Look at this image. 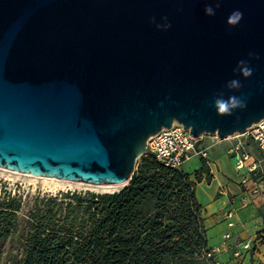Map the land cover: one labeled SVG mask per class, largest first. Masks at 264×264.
Masks as SVG:
<instances>
[{
    "label": "water",
    "instance_id": "95a60500",
    "mask_svg": "<svg viewBox=\"0 0 264 264\" xmlns=\"http://www.w3.org/2000/svg\"><path fill=\"white\" fill-rule=\"evenodd\" d=\"M262 118L264 0H0L2 167L125 186L174 121L225 138Z\"/></svg>",
    "mask_w": 264,
    "mask_h": 264
},
{
    "label": "trees",
    "instance_id": "16d2710c",
    "mask_svg": "<svg viewBox=\"0 0 264 264\" xmlns=\"http://www.w3.org/2000/svg\"><path fill=\"white\" fill-rule=\"evenodd\" d=\"M192 173L144 152L119 190L43 197L30 212L17 264H216L207 257L208 229ZM13 202L0 201V248L16 229ZM264 242V236H263Z\"/></svg>",
    "mask_w": 264,
    "mask_h": 264
},
{
    "label": "rangeland",
    "instance_id": "374dc122",
    "mask_svg": "<svg viewBox=\"0 0 264 264\" xmlns=\"http://www.w3.org/2000/svg\"><path fill=\"white\" fill-rule=\"evenodd\" d=\"M203 137L198 141L201 146H209L207 150V156L202 154L191 157L186 160L180 168L185 171L191 172L192 177L195 178L196 169L202 166L203 159L207 166L210 167L211 179L208 180L207 173L203 174L202 184H197L199 186V196L203 198V190L205 188L216 189L213 197H210L207 202H204L202 214L206 221L209 220L210 216L214 214H219L215 211V199L218 196V185L220 182L228 179L229 184L233 190H238L239 188L245 189L250 188L252 185L251 181H243L242 174L246 171H236L235 169V159L229 148L241 140L242 146L241 150L249 153V160L261 159V168L264 170V155L257 143L247 134H231L229 137L220 138L216 134L205 133ZM140 157H138L139 159ZM224 159V162L220 160ZM208 161L210 164H208ZM225 165V166H224ZM6 167L0 166V201L6 200L13 202L18 206L17 210V222L16 229L3 241L0 248V264H17L20 258L23 256L27 243V235L29 233V222L30 212L35 208L36 205L41 203V199L50 195H59L67 191L73 193L84 194L87 191H94L97 193L111 192L119 190L123 187L122 183L119 184H98L91 185L75 182L66 181H55L46 180L43 178H37L33 176L23 175L19 173H14L8 171ZM12 170V169H10ZM16 171V170H14ZM20 172V171H17ZM258 196V195H256ZM256 202L252 205H256L258 209V214L254 219L258 218L257 232L251 243L255 244V247L263 241L264 236V201L259 197L254 198ZM250 206L243 208V216L247 220H251L252 212L248 210ZM224 215V212H223ZM219 215L220 222L222 221V216ZM246 220V221H247ZM208 225L209 222H207ZM207 226V225H206ZM208 229V228H207ZM227 248L223 251L224 255L219 254L216 256L221 264H254L253 261H246L244 257H237L233 254L232 245H227ZM213 248V247H211Z\"/></svg>",
    "mask_w": 264,
    "mask_h": 264
},
{
    "label": "built area",
    "instance_id": "2783aa9c",
    "mask_svg": "<svg viewBox=\"0 0 264 264\" xmlns=\"http://www.w3.org/2000/svg\"><path fill=\"white\" fill-rule=\"evenodd\" d=\"M249 134L250 137L257 143L264 155V118L253 123L245 132H237L234 134ZM194 137L190 134V130L184 128L183 123L174 121L170 127H164L157 133L151 135L147 139L148 152H152L156 157L167 165L173 167H181V165L193 156L202 154L207 156L209 146H201L198 141L202 138ZM242 141L239 140L236 145L229 148L235 159L236 171H246L242 174L243 181H251L250 188H245L244 193L240 196L232 195L228 199L229 206L224 211V219L229 227L234 225V216L236 212V204L246 206L249 203L247 194L261 195L264 198V170L261 168V159L249 160V153L241 150ZM208 164L210 162L208 161ZM225 189L221 187V193ZM225 239L231 237L230 231L223 234ZM257 249L255 244L250 241H245L238 244L234 251L237 257H243L246 254H252ZM219 247H213L207 251V257L213 258L216 264H221L216 258Z\"/></svg>",
    "mask_w": 264,
    "mask_h": 264
},
{
    "label": "crops",
    "instance_id": "0c3cea01",
    "mask_svg": "<svg viewBox=\"0 0 264 264\" xmlns=\"http://www.w3.org/2000/svg\"><path fill=\"white\" fill-rule=\"evenodd\" d=\"M222 162H224L223 158H220ZM225 166V165H224ZM202 184V182H199L198 185ZM225 189L223 191L224 193H221V187ZM218 196L215 199V211L219 214H214L213 216H210L209 220L205 223L208 228V247H219L220 250L217 252V256L219 254L224 255L223 251L227 248V245H232L233 248V254L238 247L239 243L245 242V241H252L256 235L257 232V225H258V218L254 219V217L258 214V209L256 208V205H252L256 200L255 197H259L260 199L264 198L261 195H254V194H247L249 203L246 206L236 204V212L234 216V225L232 227H229L227 224V221L224 219L223 212L226 210V208L229 206L228 199L233 194L236 196H240L244 193V189L239 188L238 190H233L231 185L228 182V179H225L224 181L220 182L218 185ZM216 192V189L213 188H205L203 190V198H200L199 194V186L197 188V195L201 203L204 204V202H207L210 197H213ZM250 206L248 210L252 212L251 220H247L243 216L241 217V214L243 213V208ZM219 215L222 216V221L220 222ZM256 215V216H255ZM247 220V221H246ZM209 222L210 225L207 224ZM226 231H230L231 237L229 239H225L223 237V234ZM245 260L246 261H253L254 264H264V242L262 241L259 246H257V249L252 254H246ZM243 256V257H244Z\"/></svg>",
    "mask_w": 264,
    "mask_h": 264
},
{
    "label": "clouds",
    "instance_id": "9594fccd",
    "mask_svg": "<svg viewBox=\"0 0 264 264\" xmlns=\"http://www.w3.org/2000/svg\"><path fill=\"white\" fill-rule=\"evenodd\" d=\"M217 7H219V5L217 4ZM205 12L206 14H209V15H214V10L211 6L207 7L205 9ZM243 14L239 11H235L233 12L230 17H229V23L230 24H236L241 18H242ZM166 19V18H165ZM158 28H164L165 30L167 28H170L171 25L170 24H164V25H157ZM241 64L244 63V61H241L240 62ZM243 73L244 75H251V70L248 69V68H245L243 70ZM229 87L231 88H238L240 87L239 85V82L236 81V80H233L230 82V85ZM215 105L218 109V112L221 113V114H231V111L233 109H236L238 107H244V103L237 97L235 96H232V97H229L228 100H224L222 98H218L216 101H215Z\"/></svg>",
    "mask_w": 264,
    "mask_h": 264
},
{
    "label": "bare ground",
    "instance_id": "6f19581e",
    "mask_svg": "<svg viewBox=\"0 0 264 264\" xmlns=\"http://www.w3.org/2000/svg\"><path fill=\"white\" fill-rule=\"evenodd\" d=\"M229 137V136H227ZM8 171H11V172H14V173H19V174H23V175H28V176H33V177H37V178H43V179H46V180H55V181H66V182H75V183H83V184H88L86 182H83V181H75V180H70V179H62V178H58V177H48V176H43V175H37V174H32V173H27V172H17V171H14V170H10V169H6ZM91 185H98V184H91Z\"/></svg>",
    "mask_w": 264,
    "mask_h": 264
}]
</instances>
